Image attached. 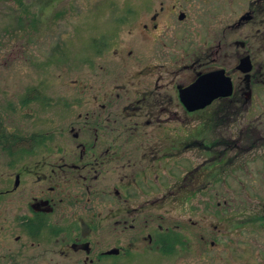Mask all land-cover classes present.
<instances>
[{
    "label": "flooded vegetation",
    "instance_id": "obj_1",
    "mask_svg": "<svg viewBox=\"0 0 264 264\" xmlns=\"http://www.w3.org/2000/svg\"><path fill=\"white\" fill-rule=\"evenodd\" d=\"M127 12L56 92L0 87V264H180L264 228V0Z\"/></svg>",
    "mask_w": 264,
    "mask_h": 264
},
{
    "label": "rangeland",
    "instance_id": "obj_2",
    "mask_svg": "<svg viewBox=\"0 0 264 264\" xmlns=\"http://www.w3.org/2000/svg\"><path fill=\"white\" fill-rule=\"evenodd\" d=\"M138 3L0 0V87L7 84L11 94L16 88L41 83L47 76L56 92V88L67 85L64 81L90 69L84 61L91 57L94 41H106L122 33L127 9L138 7ZM62 73L66 76L61 78ZM247 193L250 195V191ZM245 198L246 192L242 191L241 199ZM242 230L239 238L227 237L225 246L208 256L186 253L177 263L264 264V228ZM173 262L172 258L164 263Z\"/></svg>",
    "mask_w": 264,
    "mask_h": 264
},
{
    "label": "water",
    "instance_id": "obj_3",
    "mask_svg": "<svg viewBox=\"0 0 264 264\" xmlns=\"http://www.w3.org/2000/svg\"><path fill=\"white\" fill-rule=\"evenodd\" d=\"M203 80V79H202ZM200 81V82H202L201 84H200V86L201 87H207V88H210V89H213L214 88V85H212L211 84V82H208L207 80H205L204 82L203 81ZM227 86H229V85H227ZM228 88V87H227Z\"/></svg>",
    "mask_w": 264,
    "mask_h": 264
},
{
    "label": "trees",
    "instance_id": "obj_4",
    "mask_svg": "<svg viewBox=\"0 0 264 264\" xmlns=\"http://www.w3.org/2000/svg\"><path fill=\"white\" fill-rule=\"evenodd\" d=\"M26 12L28 13L29 12V9H26ZM32 21H33V19H32Z\"/></svg>",
    "mask_w": 264,
    "mask_h": 264
}]
</instances>
